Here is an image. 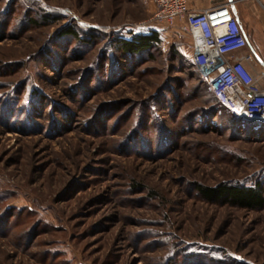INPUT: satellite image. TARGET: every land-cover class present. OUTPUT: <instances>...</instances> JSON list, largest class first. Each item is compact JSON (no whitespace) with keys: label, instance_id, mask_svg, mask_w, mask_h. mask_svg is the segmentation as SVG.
Instances as JSON below:
<instances>
[{"label":"rangeland","instance_id":"obj_1","mask_svg":"<svg viewBox=\"0 0 264 264\" xmlns=\"http://www.w3.org/2000/svg\"><path fill=\"white\" fill-rule=\"evenodd\" d=\"M154 9L0 0V264H264V206L198 190H264V125L215 115ZM154 29L157 48L114 47Z\"/></svg>","mask_w":264,"mask_h":264},{"label":"built area","instance_id":"obj_2","mask_svg":"<svg viewBox=\"0 0 264 264\" xmlns=\"http://www.w3.org/2000/svg\"><path fill=\"white\" fill-rule=\"evenodd\" d=\"M151 21L186 34L191 61L216 99L233 113L264 124V66L230 4L192 9L188 0H154Z\"/></svg>","mask_w":264,"mask_h":264},{"label":"trees","instance_id":"obj_3","mask_svg":"<svg viewBox=\"0 0 264 264\" xmlns=\"http://www.w3.org/2000/svg\"><path fill=\"white\" fill-rule=\"evenodd\" d=\"M62 35L78 38V32L76 31L75 28H71V27L64 28ZM161 42H162V38L159 31L154 29L153 31L148 33L134 34L133 36H131V38H127V37L116 38L114 40V47L122 54L140 55L144 52H148L152 48H157L158 46H160ZM191 64H192L191 68L197 70L198 78L206 84L205 96L210 102H214L213 104H215L214 106L216 107V109H213V111L215 112V115L219 116L221 119L227 118L226 116L228 114L223 112L222 109L225 111H227L228 109H226L216 99L215 95L210 90L208 83L201 78L198 69L193 64L192 61ZM208 100L206 101L209 102ZM244 119L245 120L243 122L245 124L251 125L249 126V128L251 129L255 128L254 127V125L256 124L255 122L247 120L246 118ZM230 123H233V121H231ZM198 190L201 195L207 197L208 199H212L216 201H218L219 199L220 200L224 199V201L226 200L227 202L235 206H240L250 209L260 208L264 206V190L260 185V183H257L254 186L235 185V186H223L220 188H204L202 186H199Z\"/></svg>","mask_w":264,"mask_h":264},{"label":"crops","instance_id":"obj_4","mask_svg":"<svg viewBox=\"0 0 264 264\" xmlns=\"http://www.w3.org/2000/svg\"><path fill=\"white\" fill-rule=\"evenodd\" d=\"M225 3L230 4L255 51L264 55L258 41L260 35L264 34V0H188V6L192 9H208Z\"/></svg>","mask_w":264,"mask_h":264},{"label":"water","instance_id":"obj_5","mask_svg":"<svg viewBox=\"0 0 264 264\" xmlns=\"http://www.w3.org/2000/svg\"><path fill=\"white\" fill-rule=\"evenodd\" d=\"M251 48H252V51L256 54V56H257V58H258L260 64H261L262 66H264V62L259 58V56L257 55V53H256V51H255V49H254V47H253L252 45H251Z\"/></svg>","mask_w":264,"mask_h":264},{"label":"flooded vegetation","instance_id":"obj_6","mask_svg":"<svg viewBox=\"0 0 264 264\" xmlns=\"http://www.w3.org/2000/svg\"><path fill=\"white\" fill-rule=\"evenodd\" d=\"M254 53V52H253ZM257 53V52H256ZM257 55L259 56V58L264 62V57L262 56V55H260L259 53H257ZM254 56H255V58H256V60H257V62H259V60H258V58H257V56H256V54L254 53ZM260 63V62H259Z\"/></svg>","mask_w":264,"mask_h":264}]
</instances>
